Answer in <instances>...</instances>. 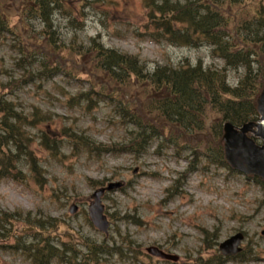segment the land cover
Segmentation results:
<instances>
[{
  "label": "rangeland",
  "instance_id": "374dc122",
  "mask_svg": "<svg viewBox=\"0 0 264 264\" xmlns=\"http://www.w3.org/2000/svg\"><path fill=\"white\" fill-rule=\"evenodd\" d=\"M10 12L11 23L17 28L11 25L13 31H20V18L13 10ZM146 14L144 0H78L70 14L54 16L57 44L65 48L73 39L87 44L95 37L108 48L139 56L150 71L158 66L178 67L198 61L205 66L223 67V61L215 58L207 45L189 47L152 41L147 34ZM22 25L26 36L42 43L38 40L43 38L39 18L30 17ZM18 42L16 33L0 29V92H5L4 98L14 103L16 111L26 119L50 117L26 124L29 148L35 154L39 172L23 160L19 164L21 173H17L19 180L0 179V214L21 211L26 216L31 212L32 220L52 221V226L45 225L51 230V238L56 244L62 240L67 248L72 243L78 250L86 251L82 240L122 247L132 240L128 248H123L124 255L101 254V258L86 264H264V192L260 187L237 172L193 156L187 147L176 146V133L151 140L148 147L135 154L87 151L74 146L62 137L67 128L85 134L96 145L111 146L129 141L134 126L105 97L96 96L93 103L73 101L71 97L79 90L91 87L93 78L83 73L76 77L46 75L36 65L38 62L21 60ZM63 58L67 67L80 73L70 60V49L64 51ZM76 62L85 70L82 59ZM30 68L31 76L27 72ZM241 72L229 70L230 85L237 84ZM136 93L117 97L132 108L141 103L145 110L149 92L140 88V94L135 96ZM161 125L167 131L181 132V140L185 136L195 144L203 145L209 138L203 132L187 135L173 123L163 121ZM42 130L61 138L59 152L42 143ZM189 168L196 169L191 172ZM118 181L124 184V190L110 191L102 199L111 222L105 234L91 224L88 207L94 202L92 194L96 189ZM72 207L76 210L71 213ZM112 214L127 217L113 219ZM17 225L19 233L27 232L17 241L0 235V264H34L22 248L34 231L24 219ZM238 231L246 234L243 254L235 261L218 260L220 242ZM152 245L178 255L179 260L150 256L147 248ZM74 254L80 261L79 253L67 249L63 258H53L49 264H71L68 261Z\"/></svg>",
  "mask_w": 264,
  "mask_h": 264
},
{
  "label": "trees",
  "instance_id": "16d2710c",
  "mask_svg": "<svg viewBox=\"0 0 264 264\" xmlns=\"http://www.w3.org/2000/svg\"><path fill=\"white\" fill-rule=\"evenodd\" d=\"M144 1L148 18L147 31L152 39L189 47L207 45L211 47L212 55L223 61V67L205 66L198 61L196 64L186 63L178 67L158 66L150 71L139 56L108 48L95 37H91L87 44H79L73 39L71 45L64 48L63 44H57L59 38L54 16L57 13L70 14L76 9L78 0H0V29L18 35L21 60L38 62L36 65L41 67L42 73L70 77L82 76L83 73L93 78L94 81L90 80L91 87L79 90L71 97L73 101H94L96 96H101L115 100L116 108L124 115L128 113V121L134 126L129 141L120 145H96L85 135L67 128L62 137H67L64 139L74 146L83 147L87 151L94 149L137 153L149 146L151 140L164 136L165 132L176 133L178 138H182L179 131H167L161 125L165 121L175 124L187 132V135L194 132L207 134L209 138L201 151L207 153L208 150H213L207 156L215 155L214 158L223 161L220 143L223 122L230 120L242 125L258 117L256 97L264 86V4L262 0ZM11 10L20 18V31L14 32L12 29V26L17 28L11 23ZM30 17L41 21L43 38L39 37L38 40L42 43L35 37L26 36L22 31V24ZM67 48L72 54L70 60L80 73L73 72L65 64L63 53ZM28 57L30 60H27ZM77 59L83 60L85 70L79 67ZM240 68L244 70V74L239 77L235 86L230 85L229 69ZM31 69H27L29 76ZM140 88L149 92L145 110H142L141 103L132 108L127 101H119L117 95L137 92L136 96L140 94ZM4 95L5 92H0V178L17 179V173H21L19 164L23 160L39 172L35 154L29 148L30 136L26 133V124L44 121L50 116L41 115L28 120L16 111L14 103L5 99ZM155 115L161 118L157 119ZM48 134L46 130L42 132V143L47 144L54 152H59L61 138ZM177 137L175 139L179 141ZM184 139L191 141L185 136ZM213 144L217 147H211ZM254 179L264 189V180ZM112 216L113 219L121 220L127 217L116 214ZM32 218L31 212L26 216L21 211L4 212L0 214V227L7 236L15 237L21 234L18 232L20 228L16 229L17 222L20 219L28 222L31 232L34 231V237L31 242L24 241L22 248L31 261L37 264H49L53 258H63L64 250L67 249L82 255L80 264L91 263L101 258L103 253L122 252L121 249L131 245L132 240L123 247L110 242L83 240L87 246L86 253H81L72 243L70 248L63 244L65 249H62L50 236L51 230L48 227L52 226V221ZM4 224L10 226L6 228ZM56 225L54 228H59ZM16 240H19L18 237ZM70 258L73 262L78 260L75 254Z\"/></svg>",
  "mask_w": 264,
  "mask_h": 264
},
{
  "label": "water",
  "instance_id": "95a60500",
  "mask_svg": "<svg viewBox=\"0 0 264 264\" xmlns=\"http://www.w3.org/2000/svg\"><path fill=\"white\" fill-rule=\"evenodd\" d=\"M257 101L258 110L261 114L260 121L258 123L250 122L245 124L239 130L231 123H226L223 139L225 141L226 158L233 167L245 173H254L264 177V144L259 146L246 135L247 132L251 131L264 140V89ZM254 127H257V130H255ZM120 185L121 183H112L107 189H112ZM104 192L105 189H100L94 193L96 202L91 205L90 213L93 222L101 230L106 231L108 222L103 215L104 206L101 204V195ZM243 238V233H237L224 241L220 245V248L224 253H236L241 250L239 245ZM148 251L162 258L177 259L176 256L166 254L157 247H150Z\"/></svg>",
  "mask_w": 264,
  "mask_h": 264
}]
</instances>
